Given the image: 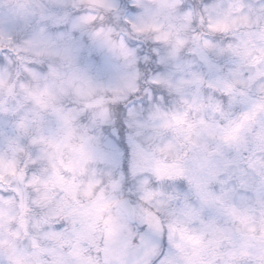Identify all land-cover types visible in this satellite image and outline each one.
<instances>
[{"label":"rangeland","instance_id":"374dc122","mask_svg":"<svg viewBox=\"0 0 264 264\" xmlns=\"http://www.w3.org/2000/svg\"><path fill=\"white\" fill-rule=\"evenodd\" d=\"M12 11L30 55L0 59V171L18 181L0 185V264H153L161 237L163 264H264V0H17ZM109 55L140 89L127 176L106 131L123 114L88 76ZM125 196L135 224L113 208ZM141 224L156 243H138Z\"/></svg>","mask_w":264,"mask_h":264},{"label":"clouds","instance_id":"9594fccd","mask_svg":"<svg viewBox=\"0 0 264 264\" xmlns=\"http://www.w3.org/2000/svg\"><path fill=\"white\" fill-rule=\"evenodd\" d=\"M16 3L17 0H0V17H3V23L0 24V59H3L5 63L13 64L30 55L26 41L9 27L10 21L19 19L12 11ZM131 72L130 64L123 58L117 59L109 55L96 69L88 73L91 86L97 93L96 98L115 101L108 104L114 117L117 116L121 107L131 103L132 99H139L140 89L132 87ZM111 123L115 124L116 120L113 119ZM17 183L16 177L10 172L0 171V185H7L6 190L14 188Z\"/></svg>","mask_w":264,"mask_h":264},{"label":"snow or ice","instance_id":"6c2138e0","mask_svg":"<svg viewBox=\"0 0 264 264\" xmlns=\"http://www.w3.org/2000/svg\"><path fill=\"white\" fill-rule=\"evenodd\" d=\"M134 7V5H132ZM64 31H61V36L66 54L74 57L79 61V52L81 51L80 42L76 40V31L71 28L70 25L61 26ZM65 32L67 35L65 36ZM137 46H140V42H136ZM148 57V63L158 59L155 53L146 54ZM137 100L132 99L131 103H127L126 106L121 107L122 117L118 118L116 124L106 129L109 137L108 152L113 162L119 167L120 171L127 176L129 172V161L131 157V147L128 142V131L126 119L128 114L137 107ZM134 203V201H133ZM136 238L141 246L156 243L155 238L151 232L149 225L141 224L137 231ZM160 255L153 261V264H163L162 257L165 255L166 240L161 237L159 239Z\"/></svg>","mask_w":264,"mask_h":264},{"label":"water","instance_id":"95a60500","mask_svg":"<svg viewBox=\"0 0 264 264\" xmlns=\"http://www.w3.org/2000/svg\"><path fill=\"white\" fill-rule=\"evenodd\" d=\"M113 207L121 209L129 222H136L134 206L131 204L130 199L128 197L118 199L114 203Z\"/></svg>","mask_w":264,"mask_h":264},{"label":"trees","instance_id":"16d2710c","mask_svg":"<svg viewBox=\"0 0 264 264\" xmlns=\"http://www.w3.org/2000/svg\"><path fill=\"white\" fill-rule=\"evenodd\" d=\"M255 115H257V113L255 112V110L252 111V117H255Z\"/></svg>","mask_w":264,"mask_h":264},{"label":"flooded vegetation","instance_id":"af4514ba","mask_svg":"<svg viewBox=\"0 0 264 264\" xmlns=\"http://www.w3.org/2000/svg\"><path fill=\"white\" fill-rule=\"evenodd\" d=\"M114 209H117V210H118L119 208H114ZM119 210H120V209H119ZM120 211H121V210H120ZM121 212H122V211H121ZM122 213H123V212H122ZM123 214H124V213H123ZM124 216H125V215H124ZM125 218L127 219V217H126V216H125Z\"/></svg>","mask_w":264,"mask_h":264}]
</instances>
